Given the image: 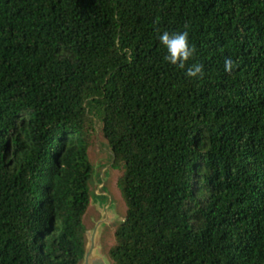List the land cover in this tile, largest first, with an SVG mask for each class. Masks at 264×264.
Masks as SVG:
<instances>
[{
	"label": "trees",
	"instance_id": "1",
	"mask_svg": "<svg viewBox=\"0 0 264 264\" xmlns=\"http://www.w3.org/2000/svg\"><path fill=\"white\" fill-rule=\"evenodd\" d=\"M97 124L111 264H264V0H0V264L82 261Z\"/></svg>",
	"mask_w": 264,
	"mask_h": 264
},
{
	"label": "rangeland",
	"instance_id": "2",
	"mask_svg": "<svg viewBox=\"0 0 264 264\" xmlns=\"http://www.w3.org/2000/svg\"><path fill=\"white\" fill-rule=\"evenodd\" d=\"M95 130L91 133L88 149L93 165L90 181L91 198L82 221L86 228L85 245H88L95 229L93 256H98L106 264H111L108 250L113 243L115 228L124 219L126 205L116 185L121 172L111 166V154L106 150L98 124Z\"/></svg>",
	"mask_w": 264,
	"mask_h": 264
},
{
	"label": "clouds",
	"instance_id": "3",
	"mask_svg": "<svg viewBox=\"0 0 264 264\" xmlns=\"http://www.w3.org/2000/svg\"><path fill=\"white\" fill-rule=\"evenodd\" d=\"M160 45L166 50L164 59L181 69H185L186 63L194 54V48L189 43V33L187 30L169 32L163 31L158 35ZM224 70H232L231 59L226 58L224 61ZM203 74L202 66L192 64L186 68V76L189 78H199Z\"/></svg>",
	"mask_w": 264,
	"mask_h": 264
},
{
	"label": "water",
	"instance_id": "4",
	"mask_svg": "<svg viewBox=\"0 0 264 264\" xmlns=\"http://www.w3.org/2000/svg\"><path fill=\"white\" fill-rule=\"evenodd\" d=\"M95 230V229H94ZM94 230L89 239L88 245H85V252L82 261L79 264H106L102 258L93 256L94 246Z\"/></svg>",
	"mask_w": 264,
	"mask_h": 264
}]
</instances>
